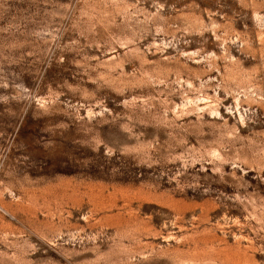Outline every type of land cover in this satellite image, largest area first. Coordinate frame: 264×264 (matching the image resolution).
Segmentation results:
<instances>
[{
    "label": "rangeland",
    "instance_id": "obj_1",
    "mask_svg": "<svg viewBox=\"0 0 264 264\" xmlns=\"http://www.w3.org/2000/svg\"><path fill=\"white\" fill-rule=\"evenodd\" d=\"M0 264H264V0H0Z\"/></svg>",
    "mask_w": 264,
    "mask_h": 264
}]
</instances>
